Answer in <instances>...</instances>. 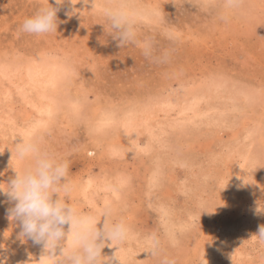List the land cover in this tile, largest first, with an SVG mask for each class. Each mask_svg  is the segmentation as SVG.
Here are the masks:
<instances>
[{"label":"rangeland","instance_id":"1","mask_svg":"<svg viewBox=\"0 0 264 264\" xmlns=\"http://www.w3.org/2000/svg\"><path fill=\"white\" fill-rule=\"evenodd\" d=\"M73 3L49 0L57 32L36 36L21 25L48 0H0V259H60L20 238L3 192L30 164L16 143L36 140L68 161L78 214L130 229L102 250L112 264H264V0ZM121 4L120 47L103 9Z\"/></svg>","mask_w":264,"mask_h":264},{"label":"clouds","instance_id":"2","mask_svg":"<svg viewBox=\"0 0 264 264\" xmlns=\"http://www.w3.org/2000/svg\"><path fill=\"white\" fill-rule=\"evenodd\" d=\"M55 2L61 4L64 0ZM84 2L87 3L88 0ZM70 3L75 5L73 0ZM243 3L244 0H224L228 9H239ZM95 7L93 0V8ZM75 11L74 8L72 14ZM56 12L57 9L51 7L48 0V6L26 18L20 30L36 36L55 33L58 27ZM103 14L111 29L107 34L118 39L120 47L134 39L133 26L124 4L105 7ZM15 148L17 158L28 160L30 164L23 173L15 172V178L7 184V191H2L15 201V206L10 209V216L20 222V238L31 239L37 244L43 243L45 256L60 258L57 264H112L108 257L102 255V250L115 244L119 251V246L129 238L128 226L123 221L113 222L110 219L111 211L103 214L102 228H98L99 222L94 218L78 214L76 208L68 202L73 181L69 177L67 160L44 151L36 140H21L16 143ZM61 193L64 194L63 197ZM66 224L70 225L69 233L64 231ZM70 235H74L75 245L68 249L65 242ZM257 237L264 243V226L260 228ZM105 241L111 243L106 245ZM57 249L60 250V255H56ZM149 253L151 257L159 256L158 242L153 241ZM0 264H7V261L0 259ZM160 264H176V261L165 256L161 258Z\"/></svg>","mask_w":264,"mask_h":264},{"label":"bare ground","instance_id":"3","mask_svg":"<svg viewBox=\"0 0 264 264\" xmlns=\"http://www.w3.org/2000/svg\"><path fill=\"white\" fill-rule=\"evenodd\" d=\"M208 241V240H207Z\"/></svg>","mask_w":264,"mask_h":264}]
</instances>
